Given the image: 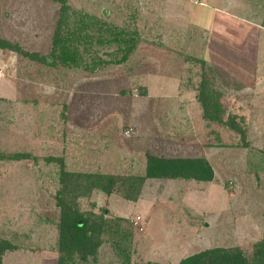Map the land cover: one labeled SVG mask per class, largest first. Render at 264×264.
I'll return each mask as SVG.
<instances>
[{
  "label": "rangeland",
  "instance_id": "1",
  "mask_svg": "<svg viewBox=\"0 0 264 264\" xmlns=\"http://www.w3.org/2000/svg\"><path fill=\"white\" fill-rule=\"evenodd\" d=\"M66 4L137 31L138 42L118 63L108 62L115 44H94L81 51L86 67L0 49V241L13 246L0 264H59L62 169L139 186L135 199L119 179L110 193L77 198L81 212L109 227L97 254L74 264H125L114 244L119 221L132 234L126 264H177L216 246L251 257L264 237V0ZM61 8L0 0V37L50 61ZM150 156L205 158L214 177L147 176Z\"/></svg>",
  "mask_w": 264,
  "mask_h": 264
},
{
  "label": "trees",
  "instance_id": "2",
  "mask_svg": "<svg viewBox=\"0 0 264 264\" xmlns=\"http://www.w3.org/2000/svg\"><path fill=\"white\" fill-rule=\"evenodd\" d=\"M54 1L62 4V8L52 37V47L49 54L50 61L48 60V55L45 56L38 52L27 51L19 43L12 42L3 37H0V49L15 51L40 62L54 64L58 60L66 66L76 67L83 65L86 67L89 65L87 61L83 60L81 51L89 52L94 44L100 46L115 44V56L108 60V62L112 61L115 63L125 60L130 51L136 46L139 38L137 31L111 27L96 15L85 11L75 10L73 13H69L66 0ZM81 46H83L82 50ZM118 53H120L119 56ZM109 54L111 56L112 52ZM92 61L96 64L106 63L105 60L100 59L98 56H92ZM215 107L216 103H213L212 112H215ZM212 112L208 110L207 116L220 121V115L213 114ZM231 125L236 126L233 122ZM145 175L211 181L214 177V171L209 162L201 157L165 158L163 156H150L147 161ZM118 179V177L103 174L95 175L60 170L59 182L61 188L56 193L58 202L61 204V208H63L60 212L58 225L59 264H74L75 261L83 262L87 255L92 253L97 254V249L102 242L100 235L109 227V224L101 215L93 217V214L90 212L84 213L79 210L76 203L79 196L88 194L92 188L110 193L119 184L118 186L122 190V187H124L126 198H136L139 186L135 190H129L127 187L129 184L126 181L130 179ZM118 220H121V218H118ZM119 222L116 223L113 230V233L118 238L114 244L116 249L126 259V263H128L129 252L127 245L124 244H126L125 239L129 241L132 234L130 230L120 228ZM7 248H13L11 243L0 241V255ZM144 264L162 263L146 262ZM177 264H264V237L253 242L251 257L246 256L244 251L237 246H216L187 255L181 258Z\"/></svg>",
  "mask_w": 264,
  "mask_h": 264
}]
</instances>
